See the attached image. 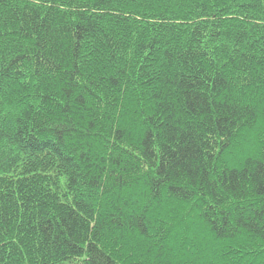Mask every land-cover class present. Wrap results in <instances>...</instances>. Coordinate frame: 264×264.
Returning <instances> with one entry per match:
<instances>
[{"label": "trees", "instance_id": "obj_1", "mask_svg": "<svg viewBox=\"0 0 264 264\" xmlns=\"http://www.w3.org/2000/svg\"><path fill=\"white\" fill-rule=\"evenodd\" d=\"M0 264H264V0H0Z\"/></svg>", "mask_w": 264, "mask_h": 264}]
</instances>
